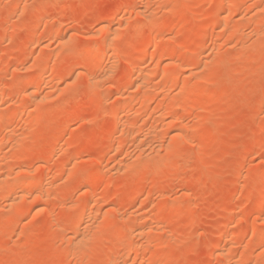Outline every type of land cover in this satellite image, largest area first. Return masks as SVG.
Instances as JSON below:
<instances>
[{"label": "rangeland", "instance_id": "1", "mask_svg": "<svg viewBox=\"0 0 264 264\" xmlns=\"http://www.w3.org/2000/svg\"><path fill=\"white\" fill-rule=\"evenodd\" d=\"M0 180V264H264V0H0Z\"/></svg>", "mask_w": 264, "mask_h": 264}, {"label": "bare ground", "instance_id": "2", "mask_svg": "<svg viewBox=\"0 0 264 264\" xmlns=\"http://www.w3.org/2000/svg\"><path fill=\"white\" fill-rule=\"evenodd\" d=\"M222 8H224L223 7V4L221 5H218L217 6V9L218 10H221ZM223 10V9H222ZM113 22V21H112ZM112 26V25H111ZM111 26H107V31H105V32H107L106 33V35L104 34V41H103V45H110V43H112L113 42V40L115 39L114 37V33L111 31ZM141 48H143L144 47V44H141V46H140ZM145 48V47H144ZM99 51V50H98ZM96 54V53H95ZM138 62V61H137ZM132 65V64H131ZM139 67H141V66H139ZM136 68H137V65H133L132 67H131V70H130V73H131V75H135L134 73H136L137 71H136ZM137 70H138V68H137ZM141 70V69H140ZM143 72V71H142ZM140 75V74H139ZM130 77H132V76H130ZM134 77V76H133ZM131 79V78H130ZM132 94V93H131ZM130 123V122H129ZM126 125H127V123H126ZM129 125V124H128ZM134 125V124H133ZM133 127V126H132ZM60 130V129H59ZM96 177V176H95ZM33 178V177H32ZM31 178V179H32ZM97 178V177H96ZM94 179V178H93ZM28 180V179H27ZM1 181V180H0ZM21 181V180H20ZM19 182V181H18ZM22 182V181H21ZM91 183V182H90ZM22 184V183H21ZM25 185V184H24ZM41 185V184H40ZM27 187V186H26ZM43 187V186H42ZM87 188H89L90 189V186L89 187H87ZM40 189V188H39ZM89 189H87L88 191H89ZM16 190V189H15ZM42 190V189H41ZM86 191V190H85ZM14 192H16V191H14ZM39 192H41L40 190H39ZM91 192V191H90ZM93 192V191H92ZM92 192H91V194L89 195V194H87V195H85V193H84V197H82L81 199H84L83 201V203H84V210L85 209H89L90 207H91V205H92V202H93V196H91L92 195ZM13 194V193H12ZM41 194V193H40ZM18 195V194H17ZM37 195V194H36ZM35 195V196H36ZM16 193L15 194H13V196L10 194V197H8V198H11V201H15V199H16ZM37 197V196H36ZM39 197L40 196H38V199H39ZM86 197V198H85ZM34 199H35V197H34ZM42 199V198H41ZM17 200V199H16ZM40 200V199H39ZM78 200H80L79 198H78ZM82 200H80V201H78L77 203H79V202H81ZM9 203H12V202H9ZM95 202H93V204H94ZM16 204V203H15ZM80 204V203H79ZM10 206V205H9ZM80 206H82L81 204H80ZM14 208V207H13ZM76 208H78V207H76ZM83 208V207H82ZM82 208H80V210L82 209ZM80 210H77V212L76 213H78ZM84 210H81L80 212L82 213V215L84 214L83 212H84ZM40 211V210H39ZM38 211V212H39ZM42 212V211H41ZM79 212V215L78 216H80V213ZM91 223V222H90ZM92 225H94L93 223H92ZM86 228L88 227V229H89V227H91L90 225H88L87 224V226H85ZM94 227V226H93ZM92 228V227H91ZM83 231V230H82ZM86 231H87V229H86ZM88 232H90V231H88ZM76 233H77V231H76ZM86 233V232H85ZM87 234H89V233H87ZM86 234V235H87ZM206 234V233H205ZM77 235H79L78 233H77ZM83 235V234H82ZM90 235V234H89ZM81 237V236H80ZM82 238V237H81ZM80 238V239H81ZM85 238V237H84ZM86 239V238H85ZM79 240V239H78ZM83 240V239H82ZM87 240V239H86ZM75 241V240H74ZM83 242V241H82ZM73 243V242H72ZM77 243V242H76ZM78 244V243H77ZM78 245H80V243L78 244ZM226 254V253H225ZM230 256V255H229ZM226 258L228 257V256H225ZM226 258H225V260H226ZM114 259H112V264H114V262L115 261H113Z\"/></svg>", "mask_w": 264, "mask_h": 264}]
</instances>
